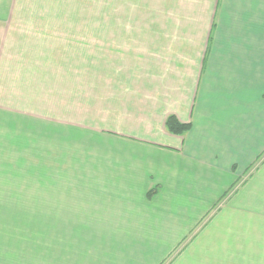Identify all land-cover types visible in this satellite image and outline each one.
Instances as JSON below:
<instances>
[{
    "label": "crops",
    "instance_id": "1",
    "mask_svg": "<svg viewBox=\"0 0 264 264\" xmlns=\"http://www.w3.org/2000/svg\"><path fill=\"white\" fill-rule=\"evenodd\" d=\"M83 1L82 5V0H0V139L14 148L23 146L34 121L40 119L47 132V122L63 121L66 108L73 121L80 119L81 100L75 96L81 90L79 76L76 82L71 77L72 100H65L69 83L65 74L73 75L75 69L79 74L80 68L75 63L66 68L57 58H74L75 46L79 56L80 43L88 41L94 55L99 52V57L110 59L106 86L119 93H110L100 103L90 101L88 106L101 107L95 114H83L91 130L122 144L113 151L120 160L107 169L120 170L124 182L115 186L126 190L108 195L98 211L103 210L105 218L124 211L121 223L130 231L143 213V227L169 232L146 202L169 211L171 203L176 206L175 198L166 194L170 187L184 186L181 192L191 199L192 186H202L207 206L208 195L214 196L210 191L229 186L264 151V127H258V119L264 121V109L258 108L264 104V94L258 96V86L264 91V82L258 85V73H264V36L257 38L256 31L264 18L230 19L235 2L240 11L248 12L260 0H104L103 5L96 4L98 0ZM82 26L88 27L87 36ZM39 40L57 43L55 61L44 54ZM34 41L38 42L30 43ZM70 47L72 53H66ZM89 84L91 90L94 84L91 80ZM169 115L191 122V129L169 132L165 127ZM233 164L238 168L235 175ZM257 169L236 195L243 199V210L264 203V160ZM26 181L0 179V187L9 186L7 204L0 190V264H32L31 258L28 262L23 258L26 243L17 246L18 230L9 222L31 216L32 207L27 210L26 203L32 200V191ZM153 185H160L154 198L140 193ZM126 212L134 214L133 220ZM178 224L173 220L174 231ZM139 244L118 242L115 248L140 249ZM130 257L127 260L138 264V257Z\"/></svg>",
    "mask_w": 264,
    "mask_h": 264
},
{
    "label": "rangeland",
    "instance_id": "2",
    "mask_svg": "<svg viewBox=\"0 0 264 264\" xmlns=\"http://www.w3.org/2000/svg\"><path fill=\"white\" fill-rule=\"evenodd\" d=\"M84 3L82 0V5ZM96 4L103 5L104 0H98ZM237 16L243 19L256 17L258 21L263 19L264 0L256 1L255 9L248 12L240 11L235 2L230 19ZM35 29L40 31V27ZM256 31L257 38L258 35L264 36V23L257 24ZM82 33H88L87 26H82ZM37 42L30 43L35 45ZM87 42L82 40L80 43L79 56L75 46L74 58H57V62L65 64L66 68L73 63L80 68L79 74L76 69L73 75L65 74L69 82L65 86L66 102L72 100L71 77H74L75 82L78 76L80 78L79 95L75 91L82 105L80 119L73 121L70 109L66 108L63 121L50 119L47 122V132L40 119L34 121L33 132L28 135L26 144L22 140L23 146L14 148L11 143L7 144V139H0V179L26 178V188L32 191V200L26 203L27 210L32 207L31 216L9 220L12 227L18 230L17 246L26 243L23 258L27 262L31 258L32 264H72L73 259H78V264H135L127 260L132 254L139 258L138 264H264V203L260 208L248 211L241 208L242 197L236 198L264 160V151L247 168L242 169L229 186L222 191H210L214 196L208 193L210 201L207 206L202 198L205 194L201 191L202 186H192L191 199L181 192L184 186L170 187L166 194L169 198H175L176 206L171 203L173 208L169 211L160 210V205L146 202L145 207L159 215L156 220L161 224L163 220L165 229L171 234L161 232L153 225L143 227V213L137 215L138 224L130 231L121 223V218H125V215L121 217L124 211L118 212V217L112 213L108 218L103 216V210L98 211L108 195L126 194V190L124 186H115V183L124 182L120 170L107 169L113 162L120 160L113 151L120 149L122 144L91 130L87 115L83 114H95L101 107L88 106L90 101L100 103L111 97L110 93H119V90L106 86L110 80V59L99 57V52L94 55L95 49L88 47ZM37 44H43L48 49L44 48V54L47 52L50 61L56 60V42L41 43L39 40ZM97 44L105 43L98 41ZM69 51L72 53L71 47L65 48L66 53ZM35 52L41 51L35 49ZM66 71L71 72V69ZM114 78L118 80L119 75ZM89 80L94 84L91 90ZM259 81L264 82V73H258V85H261ZM258 88V96L263 97L264 91H260L262 87ZM259 106L264 109V104ZM52 114L53 117L58 116ZM258 127L263 128L264 121L258 119ZM231 171L237 174L236 164L232 165ZM8 188L0 187L2 194L6 195H2L3 204L9 202ZM159 189L160 185L143 187L140 193H146V198L151 199ZM131 193L137 195L136 191ZM128 215L133 220L134 214ZM163 215L166 217H161ZM6 220L2 218V222ZM173 220L179 223L175 231ZM105 226L111 228L112 232H106ZM120 229L126 231L120 233ZM98 230L105 232L99 233ZM118 242L131 245L139 242L140 249L116 250L115 244ZM19 253L17 251V255Z\"/></svg>",
    "mask_w": 264,
    "mask_h": 264
},
{
    "label": "trees",
    "instance_id": "3",
    "mask_svg": "<svg viewBox=\"0 0 264 264\" xmlns=\"http://www.w3.org/2000/svg\"><path fill=\"white\" fill-rule=\"evenodd\" d=\"M166 129L173 134H182L191 128V123H182L174 115H169L165 120ZM149 197V196H148Z\"/></svg>",
    "mask_w": 264,
    "mask_h": 264
}]
</instances>
